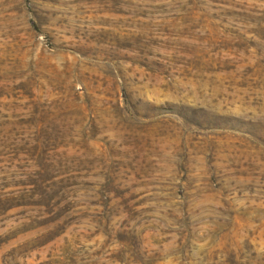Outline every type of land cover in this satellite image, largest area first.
Listing matches in <instances>:
<instances>
[{
  "label": "rangeland",
  "instance_id": "obj_1",
  "mask_svg": "<svg viewBox=\"0 0 264 264\" xmlns=\"http://www.w3.org/2000/svg\"><path fill=\"white\" fill-rule=\"evenodd\" d=\"M0 264H264V0H0Z\"/></svg>",
  "mask_w": 264,
  "mask_h": 264
}]
</instances>
